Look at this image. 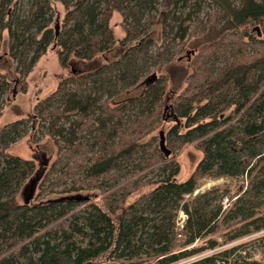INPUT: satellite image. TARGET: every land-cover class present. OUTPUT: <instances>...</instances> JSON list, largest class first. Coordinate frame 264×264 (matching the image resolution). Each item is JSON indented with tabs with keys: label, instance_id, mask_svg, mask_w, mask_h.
Listing matches in <instances>:
<instances>
[{
	"label": "trees",
	"instance_id": "16d2710c",
	"mask_svg": "<svg viewBox=\"0 0 264 264\" xmlns=\"http://www.w3.org/2000/svg\"><path fill=\"white\" fill-rule=\"evenodd\" d=\"M188 1L25 0L21 8L15 0H0V35L6 32L8 57L19 74L52 42L64 71L54 92L35 107L55 156L34 187V203L17 200L34 173L33 162L8 153L27 124L0 126V264H89L97 258L150 264L200 241L155 263L170 264L212 249L215 237L226 243L264 231V0H209L215 10L190 30L201 2L194 0L183 13ZM51 2L63 10L54 28ZM152 13L163 38L158 47L146 35ZM113 14L124 36L119 58L107 62L105 53L115 43ZM195 37L203 42L181 72L184 87L164 105L167 75L159 71L166 66L170 76L180 63H171L170 50L182 51ZM69 59L91 69L77 75ZM149 68L155 78L143 86ZM110 86L135 94L111 103L116 92ZM165 122L169 126L161 133L169 156L184 147L200 154L180 183L178 166L164 164L152 136ZM153 169L158 173L151 176ZM206 179L239 181V187L194 194ZM88 191L98 192V201L65 196ZM56 194L63 197L42 202ZM179 211L186 217L181 230L174 224ZM63 219L66 229H52ZM254 245L264 254V235L193 264H256L241 256Z\"/></svg>",
	"mask_w": 264,
	"mask_h": 264
},
{
	"label": "rangeland",
	"instance_id": "374dc122",
	"mask_svg": "<svg viewBox=\"0 0 264 264\" xmlns=\"http://www.w3.org/2000/svg\"><path fill=\"white\" fill-rule=\"evenodd\" d=\"M16 7H23L25 0H15ZM201 2L199 10L192 14L189 30L196 21L206 22L208 16L215 10V6L210 3L209 0H198ZM194 0H189L183 13H187ZM52 16L50 28L58 27L62 20L63 10L59 4L51 2ZM159 9V8H158ZM154 15V25L150 26L146 31L152 44L156 47L162 44L163 38L161 37V27L159 25V19L157 13ZM144 23V22H143ZM109 25L111 28L114 45L111 49L105 53L106 61L111 62L119 58L121 53V47L118 42L122 40L124 34L121 27V19L117 14H113ZM258 30V28H257ZM252 36L254 32H249ZM203 42L202 38L195 37L187 39L184 42L182 51L170 50L171 63L180 59L179 64H173L171 67V75L165 72V68H161L159 74L167 75V86L165 94L163 95L164 105L170 104L171 101L177 96L180 90L184 87V79L181 72L185 69L186 62L190 61L191 56L194 54L196 48ZM179 46V45H176ZM9 42L6 36V32H2L0 35V126L7 123H11L17 120H23L27 124V129L24 135L16 142H14L8 149V153L21 158L23 160L32 161L34 164V173L20 188L17 200L18 202L27 201L34 203V187L38 182L41 173L44 168L50 164L55 156V147L51 138L43 134L44 129L39 124V119L35 111V107L42 104L44 100L49 97L55 90L57 82L64 76V71L60 69L57 58L55 55V45L50 43L46 52L32 66L26 71V73L20 75L16 69L15 63L8 57ZM169 55V54H168ZM69 59V65L77 75L84 73L91 69L89 63L75 62L76 60ZM149 68L148 75L145 79L149 78L152 73ZM148 81L141 85L151 84ZM110 90L115 91L116 95L112 97L111 103L116 101L125 100L131 95L135 94V91L129 92L119 91L117 87L110 86ZM106 95L101 97V100L106 99ZM168 111H165V117L168 118ZM166 121V120H165ZM168 123L161 124L158 129L152 134L155 137V143L158 145V133L165 132L168 128ZM43 129V130H42ZM200 159V154L191 147H184L179 151L173 152L166 157L164 164H176L178 166V174L175 177V181L180 183L186 180L196 163ZM163 164V165H164ZM158 169H153L150 175H156ZM32 182L34 184L32 185ZM214 187H226L230 190H237L239 187V181H231L226 179L221 180H202L198 183V191H207ZM32 188L31 194L29 193ZM66 197H78L82 200L98 201L99 194L96 191L88 192H74L65 195ZM63 197L61 194L48 195L42 202L55 200ZM39 202V201H38ZM68 224L67 219H63L51 227L52 229H66Z\"/></svg>",
	"mask_w": 264,
	"mask_h": 264
},
{
	"label": "built area",
	"instance_id": "2783aa9c",
	"mask_svg": "<svg viewBox=\"0 0 264 264\" xmlns=\"http://www.w3.org/2000/svg\"><path fill=\"white\" fill-rule=\"evenodd\" d=\"M219 180H221V179H219ZM197 192H199L198 189H196L194 194H196ZM200 192H202V191H200ZM225 206H226V200H223L221 209L225 210L227 208ZM185 218H186L185 215L181 211H179L177 213L174 224L178 230L182 229V227L184 225ZM263 235H264V231H259V232L252 233L248 236L242 237L238 240L226 242V243H222V239L220 237H215L217 245L215 247H213L212 249L204 251V252L196 254V255H192V256L183 258V259L176 260L170 264H193V263L199 261L200 259L208 257V256H212L213 254L223 252L225 250H229V249H232L234 247L247 246V244L253 243V241L257 240L258 238L262 237ZM199 242H200L199 240H194L189 246L182 248V249H179V250H175V251H173L167 255L158 257L155 260H153V262L150 264H155L157 261L161 260L165 256L178 255L184 251H188L191 248H193L194 246H196V244H198ZM242 251L243 252H241V251L240 252H241V256L244 257L243 261L245 263H254L255 262L256 264H261L264 261V254L255 245L253 247H250V249L247 248V249H243ZM89 264H107V262L105 260L97 258V259H94L91 262H89Z\"/></svg>",
	"mask_w": 264,
	"mask_h": 264
},
{
	"label": "water",
	"instance_id": "95a60500",
	"mask_svg": "<svg viewBox=\"0 0 264 264\" xmlns=\"http://www.w3.org/2000/svg\"><path fill=\"white\" fill-rule=\"evenodd\" d=\"M254 30L258 34L256 28H254ZM154 78H155V75L154 74H151V76L149 78H147V79H144L141 84L146 83L148 81L150 82ZM158 136H159V142H158L159 150L163 153L164 157H167L169 155V151L166 150L165 147H164L162 133L161 132L158 133ZM261 264H264V261Z\"/></svg>",
	"mask_w": 264,
	"mask_h": 264
}]
</instances>
